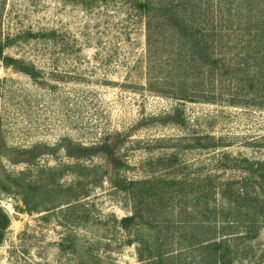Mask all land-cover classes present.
<instances>
[{
	"label": "rangeland",
	"instance_id": "rangeland-1",
	"mask_svg": "<svg viewBox=\"0 0 264 264\" xmlns=\"http://www.w3.org/2000/svg\"><path fill=\"white\" fill-rule=\"evenodd\" d=\"M144 1L0 0V264H154L145 247L167 264H209L199 251L212 240L227 241L232 264H264L248 171H264V100L160 94L176 45L150 50ZM104 143L113 162L101 149L79 158ZM245 183L249 206L237 208L225 195Z\"/></svg>",
	"mask_w": 264,
	"mask_h": 264
},
{
	"label": "trees",
	"instance_id": "trees-1",
	"mask_svg": "<svg viewBox=\"0 0 264 264\" xmlns=\"http://www.w3.org/2000/svg\"><path fill=\"white\" fill-rule=\"evenodd\" d=\"M136 9L155 13L147 25L150 50L163 45L164 37H170L171 43L173 39L176 45L172 74L156 80L158 86L165 87V92L160 94L190 103H215L218 96L228 94L227 103L235 107L245 106L248 94L254 91H258V98L264 100V0H148L137 4ZM157 12H160L159 16ZM2 52L0 45V58ZM217 81L225 85L219 92ZM176 114L179 122L182 114L180 111ZM115 145L104 143L91 152L86 149L79 158L91 157L101 149L104 156L113 162ZM255 166L253 163L248 168L251 178L255 179L253 186L257 196L250 206L258 207L260 212L257 215L264 218V171ZM136 184L142 185L131 182L130 187ZM243 185L244 188H238L234 194L225 192L226 200L237 208L242 207L245 201L249 206L248 200L252 196L250 188L253 186ZM228 186L231 187L230 184ZM227 190L230 192L231 189ZM24 194V203L30 207L29 195ZM140 216L136 208L135 214L122 220L123 227L135 226ZM8 224V218L0 211V234ZM226 244L224 240H212L201 245L199 252L201 256L209 253V264H232L231 248ZM145 250L149 257L156 259L151 263L167 264L165 253L159 247L156 253L149 247Z\"/></svg>",
	"mask_w": 264,
	"mask_h": 264
},
{
	"label": "built area",
	"instance_id": "built-area-1",
	"mask_svg": "<svg viewBox=\"0 0 264 264\" xmlns=\"http://www.w3.org/2000/svg\"><path fill=\"white\" fill-rule=\"evenodd\" d=\"M6 209H7V210H12V209H13L12 204L9 203V204L6 206Z\"/></svg>",
	"mask_w": 264,
	"mask_h": 264
}]
</instances>
